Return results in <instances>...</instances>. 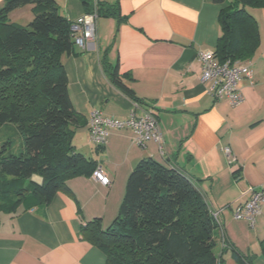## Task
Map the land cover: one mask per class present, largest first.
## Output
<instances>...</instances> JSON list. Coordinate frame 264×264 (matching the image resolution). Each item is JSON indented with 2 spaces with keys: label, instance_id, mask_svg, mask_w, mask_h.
<instances>
[{
  "label": "crops",
  "instance_id": "1",
  "mask_svg": "<svg viewBox=\"0 0 264 264\" xmlns=\"http://www.w3.org/2000/svg\"><path fill=\"white\" fill-rule=\"evenodd\" d=\"M102 1L116 3L119 15L99 16L96 38L85 47L75 44L63 63L75 110L83 118L81 124L71 125L73 145L102 166L111 184L77 175L49 204L27 195L14 210L0 208V264H107L106 255L83 237L81 229L94 218H101L103 228L112 222L130 173L141 159L151 157L189 176L210 208L223 209V231L217 227L214 251L223 256L224 264H241L233 248L250 256L244 264H264V255L252 248L255 234L264 230V203L254 227L233 215L235 206L249 197L250 186L264 187V7L247 8L258 22L260 43L253 57L243 61L252 66L254 83L240 80L244 100L234 106L208 93L198 57L199 51L215 50L225 4ZM56 2L70 21L86 13L83 0ZM3 4L0 0V8ZM33 17L32 5L10 13L11 21L22 24ZM103 54L128 75L125 81L142 102L111 82L101 64ZM146 109L157 116L162 146L154 140L135 144L130 127L111 129L103 145L91 140L87 117L92 111L126 119L132 111Z\"/></svg>",
  "mask_w": 264,
  "mask_h": 264
},
{
  "label": "trees",
  "instance_id": "2",
  "mask_svg": "<svg viewBox=\"0 0 264 264\" xmlns=\"http://www.w3.org/2000/svg\"><path fill=\"white\" fill-rule=\"evenodd\" d=\"M215 2L225 4L219 14L216 59H251L260 31L247 8L264 7V0ZM83 3L86 13L98 17L119 15L116 3ZM25 5H32L33 19L27 24L11 21L10 13ZM71 22L56 0H4L0 8V129L7 126L14 133L0 144V208L14 210L27 195L49 204L58 191L68 190L69 178L91 177L98 166L72 142L71 125L83 118L75 110L63 63L76 44ZM101 64L121 92L142 102L117 64L105 54ZM16 139L20 150L12 152ZM34 175L41 181L32 180ZM217 227L193 180L151 157L141 159L130 173L118 214L107 228L101 218H94L81 232L106 255L107 264H224L214 251ZM232 255L241 264L251 261L237 248Z\"/></svg>",
  "mask_w": 264,
  "mask_h": 264
},
{
  "label": "built area",
  "instance_id": "3",
  "mask_svg": "<svg viewBox=\"0 0 264 264\" xmlns=\"http://www.w3.org/2000/svg\"><path fill=\"white\" fill-rule=\"evenodd\" d=\"M97 18L96 12L85 13L71 22V31L76 44L85 47L87 41L96 38ZM198 57L201 62V80L203 83H208V93L216 99H227L234 106L241 104L244 95L239 87V82L243 78H248L251 84L254 83L252 66L241 61L219 62L215 57L214 50L211 49L199 51ZM87 122L90 138L98 145L105 144L111 129L130 127L135 132L133 138L135 144L144 146L147 141L154 140L162 146V132L153 109H146L142 113L132 111L126 119L111 118L105 116L101 111L94 110L88 115ZM225 152L230 153L229 147L225 148ZM91 179L106 186L111 184V179L100 165L92 173ZM248 193L249 197L235 206L233 215L236 219H247L250 226L254 227L256 217L261 212L264 203V187L250 186ZM222 211L223 209H212L213 217L220 231H223Z\"/></svg>",
  "mask_w": 264,
  "mask_h": 264
},
{
  "label": "rangeland",
  "instance_id": "4",
  "mask_svg": "<svg viewBox=\"0 0 264 264\" xmlns=\"http://www.w3.org/2000/svg\"><path fill=\"white\" fill-rule=\"evenodd\" d=\"M8 136L9 137L14 136L13 130L11 131V129H7V126L0 129V144L2 142H4V140H6L8 138ZM19 150H20V140L16 139V142L11 146V151L12 152H18ZM34 176H35V179L32 178V180L33 179L39 180V182H40V176L39 177H38V175H34ZM29 181H30V179H26L24 184L27 185L29 183ZM105 228H107V227H105ZM252 231H254V230H252ZM260 234H262V235H260ZM259 235H260V237H258ZM259 235L255 234V242L253 243L252 248L255 250L256 253L258 252V253L263 254L264 230H262V232H260Z\"/></svg>",
  "mask_w": 264,
  "mask_h": 264
}]
</instances>
